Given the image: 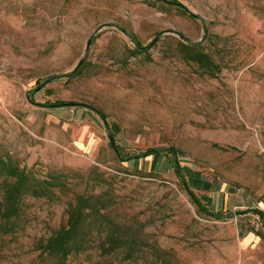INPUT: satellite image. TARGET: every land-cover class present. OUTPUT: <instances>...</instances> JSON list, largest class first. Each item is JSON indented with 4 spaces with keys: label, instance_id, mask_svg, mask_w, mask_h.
Wrapping results in <instances>:
<instances>
[{
    "label": "rangeland",
    "instance_id": "rangeland-1",
    "mask_svg": "<svg viewBox=\"0 0 264 264\" xmlns=\"http://www.w3.org/2000/svg\"><path fill=\"white\" fill-rule=\"evenodd\" d=\"M12 169L51 190L0 216V264L263 262L264 0H0V200ZM80 194L107 215L62 261L40 242ZM107 231L128 239L103 255Z\"/></svg>",
    "mask_w": 264,
    "mask_h": 264
},
{
    "label": "trees",
    "instance_id": "trees-1",
    "mask_svg": "<svg viewBox=\"0 0 264 264\" xmlns=\"http://www.w3.org/2000/svg\"><path fill=\"white\" fill-rule=\"evenodd\" d=\"M180 5L186 9L183 4ZM138 44V48H143L138 46ZM188 46L192 48H198V45L190 44ZM195 56V59L200 60V62L201 59L208 58L204 64H201L207 66L209 71H214L212 59L208 53L199 50L195 52ZM84 63L85 61L74 72L68 75H73L79 72ZM214 66L217 67L215 64ZM113 146L118 155L122 156L120 147L115 145L114 142ZM160 150L161 149L159 148H150L142 153L127 156L125 158L122 157L121 159L122 161H125L132 158L146 157L151 154H156ZM166 151L170 152L175 158V171L182 177L185 187L193 198L194 202L201 208V210L208 212L217 218H223L224 215L220 211L211 212L198 198V196L190 189L187 181L184 179L182 166L177 159V150L174 147H171L167 148ZM7 174L8 176L10 175L14 178L13 182L11 183V189H7V198L5 200H0V216L5 218L10 223L12 216L19 213V200H14V196L17 195L16 193L31 192L34 195H39L47 193L48 191L50 192L51 188H49L47 185V180L34 177L31 178L25 170L19 171L12 169ZM98 201L99 200L92 202L90 196L82 194L78 195L76 200H70L67 210L68 218L66 223L62 224L58 229H56L47 239L40 242L43 248L42 251L48 255L57 256L58 258L62 259V261L67 260L70 255L77 254L81 251H86L89 248V243L94 238L92 236L93 226L99 223L101 226H103L104 222H102L101 218H105L107 215L103 210L104 205H100V203L98 204ZM256 212L261 213L259 210H256ZM127 239L128 237L126 234H122L120 232L118 233L117 231H107L106 236L100 241L101 253L103 255L112 254L114 249L126 244ZM129 256L132 257V254H129Z\"/></svg>",
    "mask_w": 264,
    "mask_h": 264
},
{
    "label": "water",
    "instance_id": "water-1",
    "mask_svg": "<svg viewBox=\"0 0 264 264\" xmlns=\"http://www.w3.org/2000/svg\"><path fill=\"white\" fill-rule=\"evenodd\" d=\"M122 30H124V32H126L127 34H129L132 38H133V36L127 31V30H125L124 28H121ZM91 43H92V37H90L89 38V40H88V43H87V47L89 48V46L91 45ZM136 44H138V43H136ZM138 46H140L139 44H138ZM85 61V57L84 58H82L81 60H80V62L78 63V65H77V67H76V69L83 63ZM75 69V70H76ZM74 70V71H75ZM77 104H81V105H84V106H88V104H84V103H78V102H60V103H53V104H50V106H65V105H77ZM110 135V138H111V140H112V136H111V134H109Z\"/></svg>",
    "mask_w": 264,
    "mask_h": 264
},
{
    "label": "crops",
    "instance_id": "crops-1",
    "mask_svg": "<svg viewBox=\"0 0 264 264\" xmlns=\"http://www.w3.org/2000/svg\"><path fill=\"white\" fill-rule=\"evenodd\" d=\"M256 217H257V225H256V230L259 233V237H263L264 241V212L261 211V213L256 212ZM260 264H264V261L261 262Z\"/></svg>",
    "mask_w": 264,
    "mask_h": 264
}]
</instances>
